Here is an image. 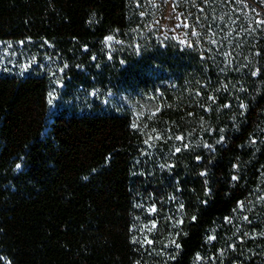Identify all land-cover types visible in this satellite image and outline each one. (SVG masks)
<instances>
[{"label": "trees", "instance_id": "obj_1", "mask_svg": "<svg viewBox=\"0 0 264 264\" xmlns=\"http://www.w3.org/2000/svg\"><path fill=\"white\" fill-rule=\"evenodd\" d=\"M157 1L0 0V264H264L263 27Z\"/></svg>", "mask_w": 264, "mask_h": 264}, {"label": "rangeland", "instance_id": "obj_2", "mask_svg": "<svg viewBox=\"0 0 264 264\" xmlns=\"http://www.w3.org/2000/svg\"><path fill=\"white\" fill-rule=\"evenodd\" d=\"M185 1L183 6L177 4L175 0H158L156 3L159 9L165 11L164 27L170 29L173 35L182 41L196 40L201 32L204 36L214 35L226 42L251 37L253 43L261 37L260 26L264 31V0H219L221 3L219 15L208 21L198 19L201 14L196 8L201 9L203 1L202 3H195V0ZM184 13L190 16L185 17ZM242 201V198L237 199L236 205L241 207ZM234 207V205L229 207L228 212L224 214L225 218L232 215Z\"/></svg>", "mask_w": 264, "mask_h": 264}, {"label": "snow or ice", "instance_id": "obj_3", "mask_svg": "<svg viewBox=\"0 0 264 264\" xmlns=\"http://www.w3.org/2000/svg\"><path fill=\"white\" fill-rule=\"evenodd\" d=\"M51 103V101H49ZM17 167H20L19 165H17Z\"/></svg>", "mask_w": 264, "mask_h": 264}]
</instances>
